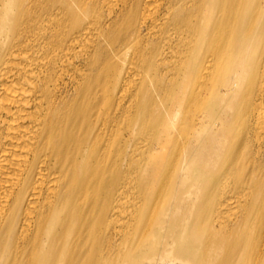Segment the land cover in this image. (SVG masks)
<instances>
[{"label":"bare ground","instance_id":"bare-ground-1","mask_svg":"<svg viewBox=\"0 0 264 264\" xmlns=\"http://www.w3.org/2000/svg\"><path fill=\"white\" fill-rule=\"evenodd\" d=\"M0 264H264V0H0Z\"/></svg>","mask_w":264,"mask_h":264}]
</instances>
